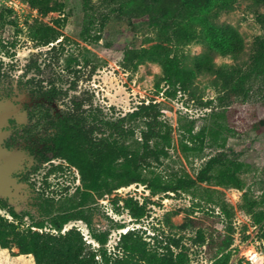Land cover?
<instances>
[{"label":"rangeland","instance_id":"rangeland-1","mask_svg":"<svg viewBox=\"0 0 264 264\" xmlns=\"http://www.w3.org/2000/svg\"><path fill=\"white\" fill-rule=\"evenodd\" d=\"M10 1L0 0V43L5 44L12 55L7 57L0 52V58L5 64L4 71L7 73V77L0 79V103L10 104L18 112H24L26 121H18L13 112L6 117L3 128L1 127V131L5 133L2 137L4 140L1 138L0 141L1 148L12 153L21 150L19 157L22 161L8 173L12 192L0 198L22 214L24 221L30 224L31 217L35 220L47 219L40 208L44 213L49 211L51 214L70 209L76 187L80 185L77 171L65 168L50 175L47 186L44 182L49 163L43 161L40 153L43 146L40 138L43 133L39 132L29 140L20 138L17 133L26 126L27 110L36 102V96L24 85L25 78H21L24 66L31 57L40 56L39 63L44 76H48L53 70L63 75L62 81H58L62 88L67 89L71 80L62 71L64 57L57 64L44 67L49 48H36L28 37L29 27L35 21L44 22L55 27L68 39L65 42L68 52L81 58L74 42L91 51L89 65L82 68L76 91H70V96H82L83 92H88L92 95L93 106L100 108L112 119L131 112L141 102L153 101L160 110V119L172 126L167 157L154 164L153 168L143 171L145 178L160 176L171 179L184 174L194 177L201 165L215 155L241 163L238 173L241 189L202 183L178 194L150 195L146 185L140 183L121 186L97 197L89 206L91 225L95 232L107 234L104 246L106 252H115L120 235L135 229L150 249L163 252L168 238L174 237L179 241V246L172 250L174 254L181 253L186 257L185 264H212L211 253L206 251V242L209 232L218 230L213 220L221 204L232 209L233 213L234 232L229 264H244L242 251L249 245L264 252V221L255 223L253 220V215L264 212V134L257 135L238 118L246 108L254 106L259 117L264 120V84L254 82L243 103H240V99L220 101L221 92L219 84L214 82V75H198L187 93L178 94L175 98H164L157 93L164 86L159 80L161 68L157 63L145 62L135 69H124L121 65L125 48L149 47L156 42L154 32L146 23L139 22L134 27L124 28L113 20L114 17L103 18L102 14L107 11L101 5V0H59L63 3L61 11L51 12L46 16L40 15L24 0L22 4H17L15 11L9 9L5 2ZM84 8L90 14H87L89 20L86 24L83 21ZM263 13V4L254 6L249 0H237L231 11L218 17V23L232 25L241 34L245 50L237 61L213 55L217 67L228 68L233 64L248 62L253 41L262 34L256 16ZM89 21L91 24H88ZM101 21L104 22V27L100 40L84 43L81 37L84 34V24L92 36L98 33ZM183 51L191 58L201 54L203 47L192 42ZM48 61H45L46 64ZM32 75L33 72L29 77ZM39 100L51 104V112L55 116L65 109L68 99L52 102L43 98ZM127 126L134 130V135L127 139V144L132 148H140L143 121L128 120ZM189 127L193 134L204 132L200 150L182 148L181 142H186L188 147L198 146L197 142L192 144L185 139ZM14 135L16 141L13 140ZM59 162L54 161L55 164ZM2 164L4 157L1 154L0 165ZM40 194L52 197L53 201L44 202ZM130 198L138 201L139 205L145 203L144 213L139 219H135L125 207L124 201ZM0 213L6 212L0 210ZM72 227L80 230L89 248H99L83 221H71L64 226L63 231ZM253 227L257 228L258 234L252 237ZM49 228L47 225L44 230L48 231ZM13 249L12 252L16 254V248ZM3 250L0 248V264H15L8 261L7 253Z\"/></svg>","mask_w":264,"mask_h":264},{"label":"trees","instance_id":"trees-1","mask_svg":"<svg viewBox=\"0 0 264 264\" xmlns=\"http://www.w3.org/2000/svg\"><path fill=\"white\" fill-rule=\"evenodd\" d=\"M24 1L42 16L61 11L63 7L59 0ZM236 1L101 0V5L107 11L102 14L103 18L114 17L113 20L124 28L144 22L154 32L156 42L149 47L125 48L121 65L124 69H135L145 62L157 63L161 68L159 80L164 84L163 88L157 90L159 95L175 98L178 94L187 93L198 75H214V82L219 84L221 92L220 101L240 99V103H243L254 82L264 84V13L256 16L262 34L255 37L248 62L233 64L228 68L217 67L213 55L237 61L245 50L244 39L236 28L217 21L222 13L234 8ZM249 1L254 6L264 5V0ZM88 11L84 8L85 24L89 20ZM85 24L82 41L98 42L104 22H100L98 33L92 36ZM28 37L36 48H49L44 67L57 64L64 57L62 71L71 80L67 89L62 88L58 81H62L63 75L53 70L44 76L39 63L40 56L31 57L24 66L21 78H25L24 85L36 96V102L27 110V125L17 133L24 140L31 139L39 132L43 133L40 153L43 161L49 163L44 182L47 186V178L65 168L77 171L80 185L76 187L70 209L51 214L49 211L44 213L40 208L47 219L35 220L31 217L30 224L0 198V210L6 212L0 213V248L8 250L11 255H31L34 264H185L186 257L181 253L174 254L172 250L179 246L176 238H168L164 251L157 252L148 248L135 229L121 234L115 252L107 253L104 248L107 234L94 231L89 206L97 197L130 184H145L150 195L178 194L202 183L241 189L238 175L241 163L215 155L201 165L194 177L184 174L171 179L160 176L145 178L143 171L153 168L154 164L167 157L171 143L172 126L160 119L158 105L153 101L141 102L118 119L107 117L100 108L93 106L92 95L88 92H83L82 96L69 95L70 91H76L82 68L89 65L90 49L74 42L81 58L68 52L65 49L68 39L44 22L35 21L29 27ZM192 42L200 44L203 52L190 58L183 48ZM0 52L12 57L5 44L0 43ZM47 59L49 61L46 64ZM4 65L0 58V79L7 77ZM32 72L34 75L29 77ZM40 98L49 102L68 100L65 109L54 116L51 104L40 101ZM238 118L257 135L264 134V120L259 117L254 106L246 108ZM133 119H140L144 124L140 148H132L127 144V139L134 135V130L127 126V122ZM192 131L191 127L186 130L185 139L192 144L197 142L198 146L188 147L186 142H181L183 150L201 149L204 132L193 134ZM12 137L16 141V136ZM54 161L60 162L55 164ZM40 197L46 203L53 201L52 197L44 194H40ZM124 203L135 219L141 218L145 203L139 205L132 198ZM250 214L253 215L252 212ZM214 218L218 230L209 232L206 251L211 253L212 264H229L234 232L232 209L221 204ZM74 220L87 225L99 248H89L78 228L63 231L64 226ZM253 220L255 223L264 221V212L253 215ZM47 225L50 228L45 231ZM262 235L264 237V233ZM13 248L17 249L16 254L12 252Z\"/></svg>","mask_w":264,"mask_h":264},{"label":"bare ground","instance_id":"bare-ground-1","mask_svg":"<svg viewBox=\"0 0 264 264\" xmlns=\"http://www.w3.org/2000/svg\"><path fill=\"white\" fill-rule=\"evenodd\" d=\"M13 112H15V117L17 118L18 121L20 122H25L26 121V114L24 112H18L16 108L12 107L10 104H3L0 103V117H4L6 118L8 115H11ZM3 128V127H2ZM1 128V129H2ZM6 132V131H5ZM5 133H3L2 131L0 132V141L1 138L4 136ZM7 137V136H6ZM5 137V138H6ZM3 139V138H2ZM4 140V139H3ZM2 154V156L4 157V163L7 166V170L9 169L8 166L9 164L11 165V163L13 162V166H11L12 168H16V166H19V164L22 161V158L19 156L14 155V153L12 152H8V151H4V150H0V155ZM10 167V168H11ZM9 171V170H8ZM8 185H9V181H8ZM14 186V185H13ZM12 192V191H11ZM1 196H4L5 193L2 192L0 193ZM6 199V198H5Z\"/></svg>","mask_w":264,"mask_h":264},{"label":"built area","instance_id":"built-area-1","mask_svg":"<svg viewBox=\"0 0 264 264\" xmlns=\"http://www.w3.org/2000/svg\"><path fill=\"white\" fill-rule=\"evenodd\" d=\"M22 2V0H11L10 2H5V6L15 11L17 4H22ZM252 231H254L252 237L258 234L256 227H253ZM242 258L244 259V264H264V252L258 250L253 245L247 246L242 251Z\"/></svg>","mask_w":264,"mask_h":264},{"label":"water","instance_id":"water-1","mask_svg":"<svg viewBox=\"0 0 264 264\" xmlns=\"http://www.w3.org/2000/svg\"><path fill=\"white\" fill-rule=\"evenodd\" d=\"M5 120H6V118H4V117L1 118L0 117V132H1V127L4 124ZM0 150H3L1 148V146H0ZM13 153L16 156H19L20 154H22V151L21 150H16ZM13 165H14L13 162L11 163V165L9 164V166H8V168H9L8 170L9 171L12 170L11 166H13ZM8 170H7V166H6L5 163L0 165V193L4 192L5 194H9L11 192V189L9 188L10 179L8 177V173H9ZM8 181H9V185H8ZM0 197H2V196L0 195Z\"/></svg>","mask_w":264,"mask_h":264},{"label":"crops","instance_id":"crops-1","mask_svg":"<svg viewBox=\"0 0 264 264\" xmlns=\"http://www.w3.org/2000/svg\"><path fill=\"white\" fill-rule=\"evenodd\" d=\"M3 251L7 253V259L9 262H13L15 264H34V261L31 255H11L8 250L4 249Z\"/></svg>","mask_w":264,"mask_h":264},{"label":"flooded vegetation","instance_id":"flooded-vegetation-1","mask_svg":"<svg viewBox=\"0 0 264 264\" xmlns=\"http://www.w3.org/2000/svg\"><path fill=\"white\" fill-rule=\"evenodd\" d=\"M27 120H28V119H27ZM27 123H28V122H27ZM26 125H27V124H26ZM21 130H22V129H21ZM14 136H15V135H14ZM7 143H8V141H7ZM7 143H6V144H7Z\"/></svg>","mask_w":264,"mask_h":264}]
</instances>
